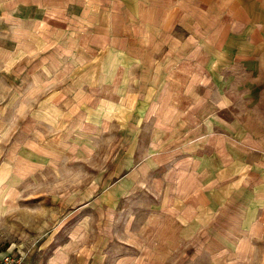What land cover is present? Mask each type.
<instances>
[{"label":"rangeland","instance_id":"rangeland-1","mask_svg":"<svg viewBox=\"0 0 264 264\" xmlns=\"http://www.w3.org/2000/svg\"><path fill=\"white\" fill-rule=\"evenodd\" d=\"M66 1L0 9V264H264L252 32L180 0Z\"/></svg>","mask_w":264,"mask_h":264},{"label":"crops","instance_id":"crops-1","mask_svg":"<svg viewBox=\"0 0 264 264\" xmlns=\"http://www.w3.org/2000/svg\"><path fill=\"white\" fill-rule=\"evenodd\" d=\"M11 1H15V0H0V9L2 7H6L7 4H9V2ZM16 1H17V5L16 8L13 10V13L16 14L17 16L21 15L20 14L21 10L25 7L28 1L31 2L33 7L37 9L42 8L47 11H49L52 8L60 7V5L62 4L63 7L71 6V3L67 2L66 0H62V2L56 0H16ZM135 1L139 3L138 0H131V8L135 7L136 5ZM175 6L179 9H184L186 14L191 13L194 16H196L197 21L190 19L189 15H187L188 19H190L191 23L193 24L194 21L196 24H198V22L203 20L206 21L207 24H211V23H213L214 25L223 24L225 25L224 30L225 29L227 30L228 28L231 29V25H240V28L238 29L237 32H242V33L252 32L253 39L255 38L257 40V41H253V45H255V49L250 53L253 55L264 57V0H180V2L177 3ZM1 13L2 11L0 12V15ZM46 25H48V23H46ZM115 36L118 37L116 38V40H118L120 37L119 34ZM117 47L114 48L116 49V51L125 52V49L123 47L122 48H117ZM132 60L133 61L136 60L134 56L133 57L131 56V61ZM139 103L140 104L138 109L140 111L134 112L135 109H133V112H131V122L135 121V118L137 116L138 118L143 119L144 115L146 114V111L149 106L148 101L140 100ZM136 107L137 106H135V108ZM214 131L215 129L211 131L210 128L208 135L212 134ZM230 161L231 160L226 159L224 157L223 168L221 172L218 174L220 182L221 179L226 180L227 178L226 170L229 166ZM225 182H228V180ZM225 182H222V184H224ZM241 184L242 182L240 181V185ZM257 187H260L259 184H257ZM261 187H263L262 189H264V186ZM232 190L233 191L235 190L234 187ZM258 211H260L259 215L260 213H262L261 220H263L264 222V198L253 199L249 203V217L251 216L253 217L255 213ZM250 222L253 221L250 219Z\"/></svg>","mask_w":264,"mask_h":264}]
</instances>
